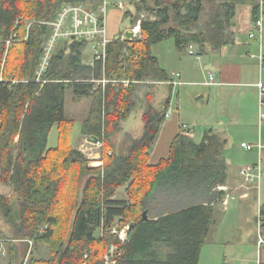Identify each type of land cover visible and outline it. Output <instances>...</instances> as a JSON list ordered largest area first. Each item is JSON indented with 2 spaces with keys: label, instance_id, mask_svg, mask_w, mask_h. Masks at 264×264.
Masks as SVG:
<instances>
[{
  "label": "trees",
  "instance_id": "obj_1",
  "mask_svg": "<svg viewBox=\"0 0 264 264\" xmlns=\"http://www.w3.org/2000/svg\"><path fill=\"white\" fill-rule=\"evenodd\" d=\"M103 3L0 0V183L12 190L0 194V215L16 234L10 238L0 228V241L13 258L18 238L27 244L54 243L49 262L32 264H200L225 195L219 188L228 179L223 157L227 140L209 129L197 143L192 132L184 130L173 139L168 158L150 165L172 102L171 91L159 108L153 104L154 86L171 80L153 47L169 39L178 51L196 46L199 54L231 46L236 8L251 4L256 21L260 0H132L134 11L127 10L125 17L131 19L129 29L141 22L140 38L124 40L122 33L107 45L106 59L92 64L84 62L87 41H62L43 76L45 82H37L51 33L48 23L66 5L96 11ZM143 13L149 18L140 19ZM28 20L33 21L29 26ZM15 33L21 42L8 50L6 41ZM104 78L110 82L97 83ZM68 89L77 98H92L82 135L96 136L103 144L99 167H92L70 143L74 121L66 117ZM138 109L143 135L135 139L127 134L126 153H117L112 137ZM55 126L60 143L50 148ZM122 189L126 198L119 199ZM160 194L180 201L173 210L143 220ZM259 214V235L264 236V206ZM132 224L124 240L111 233ZM100 230L105 234L96 236ZM262 251L260 264L264 245Z\"/></svg>",
  "mask_w": 264,
  "mask_h": 264
},
{
  "label": "crops",
  "instance_id": "obj_2",
  "mask_svg": "<svg viewBox=\"0 0 264 264\" xmlns=\"http://www.w3.org/2000/svg\"><path fill=\"white\" fill-rule=\"evenodd\" d=\"M121 5L124 9V4ZM233 22L235 42L220 50L208 48L199 54L196 46L178 51L174 44V48L171 46L169 50L166 47L168 51L163 60L157 51L162 47L156 49L163 42L153 47V54L171 78L170 82L154 86L153 104L159 108L162 99H157V96L166 97L167 92L169 96L171 91L172 102L152 147L150 165H158L168 158L173 139L184 130L191 131L197 143L201 142L209 129H215L227 140L223 157L228 164V179L219 188L225 195L217 205L215 222L202 249L200 264H227L228 259L236 264H249L254 251L250 245H254L257 252L254 264H260L263 259L258 237L259 215H253L251 209L259 198L262 200L264 197V178L247 182L240 172L244 167L258 163H262L264 168V104L261 103L257 88L260 81L264 82L259 60L261 55L264 56V44L261 46L249 40L254 22L251 4L239 5ZM115 39H110V42ZM91 52V48L88 52L86 50V55H91L86 61L89 64L93 63ZM211 77L214 83L210 81ZM91 103L92 98H89L88 112L81 119L82 124L88 118ZM123 123L121 134L125 132ZM127 134L135 139L143 135L137 138L126 132L123 137L115 136L112 143L118 150L120 148L116 143L123 144L119 150L121 154L127 151L124 143ZM243 144L248 147H243ZM96 158L92 167H99L103 163L100 157ZM263 206L258 208L259 212ZM252 220L257 224L255 228H252ZM240 230H245L247 239L237 241L233 238V233ZM247 243L250 244L248 247Z\"/></svg>",
  "mask_w": 264,
  "mask_h": 264
},
{
  "label": "rangeland",
  "instance_id": "obj_3",
  "mask_svg": "<svg viewBox=\"0 0 264 264\" xmlns=\"http://www.w3.org/2000/svg\"><path fill=\"white\" fill-rule=\"evenodd\" d=\"M107 1V13H106V20H107V38L113 39V38H118L124 31L132 30L129 29L132 27L131 19L125 17V12L127 10L134 11V5L131 3L132 0H106ZM118 3L124 4L125 8L120 9L117 5ZM140 19H148L149 14L143 13L140 16ZM140 22V21H139ZM28 26L33 23L32 20L26 21ZM126 33V32H125ZM21 42V41H20ZM175 42L173 39L167 40V42H163V44H160L157 46L156 49L161 48V50H157L160 52L161 58L165 60L166 52L170 49V47L174 46ZM166 47H169L168 50ZM174 48V47H173ZM90 47H87V52L89 51ZM86 50L84 51L85 58L84 62L87 63L88 61L89 53L86 55ZM92 54V52H91ZM168 92L166 93V97H162L163 95L157 96V99L160 100L162 99V102H164L167 97H168ZM92 104V103H91ZM89 105V98H77L72 89H68L66 92V117L69 120L74 121V126L72 128L71 134H70V143L73 147L76 149L82 151L86 157L90 161V165L92 166V163L96 161V157H100L99 160L102 161V148L103 144L100 142L97 145H93L87 142V137L81 136L82 134V129H83V124L81 119L87 114L88 112V107ZM158 108V107H157ZM91 109V107H90ZM90 111V110H89ZM142 110L138 109L137 111L133 112L131 117L129 118L128 121L123 123V128L125 129V132L118 133L117 136L123 137L125 136L124 134L126 132L132 133L135 137H139L142 135L144 132V123L142 120ZM121 134V135H119ZM81 136L80 140L78 141L79 137ZM114 136V137H115ZM112 137V140L113 138ZM60 136H59V129L57 126H55L49 136V146L50 147H57L60 143ZM118 138V137H117ZM123 141V140H122ZM125 143V141H124ZM116 145L120 148L119 150L121 151V148L123 147V144L121 146L120 143H116ZM126 145V144H125ZM115 151L117 153H122L118 149H116L114 145ZM96 156V157H95ZM103 164V163H102ZM0 194H6L10 195L11 190L10 187L0 183ZM119 199L126 198V193L125 190L122 189L118 192ZM158 200L154 201L152 205H150V211L148 213L149 217L153 218L156 217L157 215L163 214V212H168V210H173L175 208L173 205H175L174 202H179L180 200L177 198V196L172 197V196H164L162 194L158 195ZM174 203V204H173ZM264 205V197L261 200V198L258 199V201L255 203L254 207H252L251 212L253 215L257 216L259 215L258 208L260 206ZM253 225L252 228L256 227V222L252 220ZM0 228L5 232L7 236L10 238H13V236H16L15 234V229L13 226L9 225L6 223V221L3 219V217L0 215ZM256 230V229H255ZM126 229L124 230H119L117 227L114 228L111 233L118 235L121 239L126 238ZM104 235V231L100 230L99 232L96 233V236H101ZM257 235V234H256ZM233 238H235L237 241L245 240L247 239V234L245 233V230H240L237 233H233ZM259 240L262 238L264 240V236H260L258 233ZM16 238V237H15ZM11 239H9L10 241ZM17 240V241H16ZM15 241L17 242L16 245H18V248L16 251H14V258L13 254L11 251L9 252V247L5 244H0V264H32L33 262L37 261H46L49 262L52 259V254L55 249L54 243L51 242H33L29 241L27 244L24 240L22 239H16ZM250 244L247 243V247ZM261 245V250L262 246ZM250 249H253V259H249V264H254V259H256L257 252L256 248L254 245H250ZM114 247L111 248V253L114 251ZM263 253V251H262ZM263 256V255H262ZM107 261L109 260V257H106ZM227 264H236L232 259H228Z\"/></svg>",
  "mask_w": 264,
  "mask_h": 264
},
{
  "label": "built area",
  "instance_id": "obj_4",
  "mask_svg": "<svg viewBox=\"0 0 264 264\" xmlns=\"http://www.w3.org/2000/svg\"><path fill=\"white\" fill-rule=\"evenodd\" d=\"M119 8H123L120 4ZM107 1L93 11L85 5H66L64 6L56 20L52 23H48L51 27L50 37L47 40L46 46L43 51L42 58L37 70V82H45L43 76L47 72L52 57L59 46L60 42L68 41L70 39L84 40L89 43L93 54L94 61H104L106 59L107 45L110 40L107 38ZM47 24V23H45ZM141 22L132 29L135 33V38L141 37ZM249 40L251 42H257L261 46L264 44V0H260V14L259 18L253 22L252 30L249 33ZM20 42L18 35L15 33L6 41L7 49L9 50L13 44ZM262 73L264 74V56L259 57ZM214 78L211 77L212 83ZM109 80L104 78L98 81V84L106 85ZM116 83L117 81H112ZM128 84L127 82H124ZM259 95L261 97V103L264 104V82L260 81L257 84ZM243 147L247 148V144H243ZM241 175L247 182L260 181L264 178V168L262 163L257 165H248L241 170ZM259 218L262 217L259 214ZM260 225V224H259ZM261 236V235H260ZM4 241H0L3 244ZM264 244V240L260 238L259 245Z\"/></svg>",
  "mask_w": 264,
  "mask_h": 264
},
{
  "label": "water",
  "instance_id": "obj_5",
  "mask_svg": "<svg viewBox=\"0 0 264 264\" xmlns=\"http://www.w3.org/2000/svg\"><path fill=\"white\" fill-rule=\"evenodd\" d=\"M134 38H135V33L132 30L126 31L124 40L132 41V40H134ZM86 140L88 143L93 144V145H97L100 143V139L98 137L92 136V135L87 136ZM143 220H149L147 211H145L143 213ZM134 227H135V224H132L130 227H128L127 232H126V236H128L131 233V231L134 229Z\"/></svg>",
  "mask_w": 264,
  "mask_h": 264
},
{
  "label": "bare ground",
  "instance_id": "obj_6",
  "mask_svg": "<svg viewBox=\"0 0 264 264\" xmlns=\"http://www.w3.org/2000/svg\"><path fill=\"white\" fill-rule=\"evenodd\" d=\"M4 70V69H3Z\"/></svg>",
  "mask_w": 264,
  "mask_h": 264
}]
</instances>
